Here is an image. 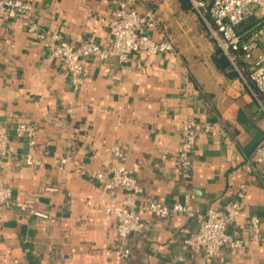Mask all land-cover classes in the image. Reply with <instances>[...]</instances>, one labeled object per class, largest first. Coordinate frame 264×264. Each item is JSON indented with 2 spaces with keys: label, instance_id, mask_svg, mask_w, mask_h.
<instances>
[{
  "label": "crops",
  "instance_id": "crops-1",
  "mask_svg": "<svg viewBox=\"0 0 264 264\" xmlns=\"http://www.w3.org/2000/svg\"><path fill=\"white\" fill-rule=\"evenodd\" d=\"M29 1L46 32L59 31L76 47L89 39L107 43L112 0ZM132 4L147 16L144 32L174 50L134 51L126 62L85 57L81 86L25 18L0 20V123L10 131L11 149L0 156V177L13 189L0 212V264H264V162L256 161L264 112L255 86L231 70L188 0ZM263 50L264 44L257 53ZM187 118L198 121L200 134L191 175L182 177L178 148ZM20 122L34 128L33 147L28 136H17ZM114 144L123 158L112 153ZM29 153L40 163L29 165ZM119 163L142 186L140 205L149 197L172 205L191 193L204 218L242 194L244 208L229 231L244 246L235 255L225 246L220 262L183 248L198 219L140 209L150 224L130 234V255L107 254L117 244V222L106 213L105 184ZM27 197L48 217L23 212L16 202ZM252 216L260 218L259 240L251 238Z\"/></svg>",
  "mask_w": 264,
  "mask_h": 264
},
{
  "label": "built area",
  "instance_id": "built-area-1",
  "mask_svg": "<svg viewBox=\"0 0 264 264\" xmlns=\"http://www.w3.org/2000/svg\"><path fill=\"white\" fill-rule=\"evenodd\" d=\"M117 9L111 18L110 35L106 44H99L93 39L86 40L76 47L63 38L59 31L51 33L43 30L33 18V4L29 0H0V20L26 19L28 31L40 40L49 39L52 43L51 53L60 59L68 70L71 81L76 86L85 82V68L83 59L95 56L104 62L117 58L126 62L134 51L144 50L151 53L174 50L168 40H154L143 30V22L147 16L140 13L132 4V0H112ZM192 10L206 25L210 37L216 42L221 53L230 62L231 70H235L241 78L251 82L258 93L260 109L264 112V50L257 53L264 44V20L248 34L240 33L238 27L249 16H256L257 10L264 13V0H188ZM264 15V14H263ZM153 25V22H150ZM110 67H107L109 70ZM211 130L210 126L204 127ZM18 137L28 136L30 146L36 143L34 128L20 122L16 126ZM200 134L199 123L195 118H187L181 128V142L178 148V171L182 177H189L193 168L192 156L196 150L197 138ZM112 153L119 159L123 158L122 149L118 144L111 146ZM10 131L0 123V156L10 153ZM29 165L40 163L37 156L29 153L26 156ZM65 161V159H63ZM256 161L264 162V139L256 149ZM110 179L105 189L110 194V201L106 213L116 219L117 244L106 250L107 254L127 257L131 253L128 238L133 232H142L150 224L140 209L148 211L160 218L184 214L199 220V228L190 232L183 239L184 249L203 252L209 258L225 261L222 249L228 246L232 254H236L245 244L241 237L230 233L229 227L237 220L244 208L242 198L228 201L222 208L210 209L204 218L198 208L190 202L192 194H186L184 202L169 205L152 198L140 205L142 186L133 175L132 170L119 163L110 168ZM13 200V189L0 177V212ZM35 199L27 197L16 202L25 213L47 218L44 212L34 205ZM251 238L259 240L260 218L252 216Z\"/></svg>",
  "mask_w": 264,
  "mask_h": 264
},
{
  "label": "trees",
  "instance_id": "trees-1",
  "mask_svg": "<svg viewBox=\"0 0 264 264\" xmlns=\"http://www.w3.org/2000/svg\"><path fill=\"white\" fill-rule=\"evenodd\" d=\"M262 21H263V18H258L256 16L252 15V16H249L244 22H242L239 25L238 29H239L240 33L248 34L250 31H252L256 27L257 24L262 23ZM228 62H229V60H228ZM229 65H230V62H229Z\"/></svg>",
  "mask_w": 264,
  "mask_h": 264
},
{
  "label": "rangeland",
  "instance_id": "rangeland-1",
  "mask_svg": "<svg viewBox=\"0 0 264 264\" xmlns=\"http://www.w3.org/2000/svg\"><path fill=\"white\" fill-rule=\"evenodd\" d=\"M256 14H257L256 16H257L258 18H262L261 16H262L264 13H263V10L260 9V10H257Z\"/></svg>",
  "mask_w": 264,
  "mask_h": 264
}]
</instances>
